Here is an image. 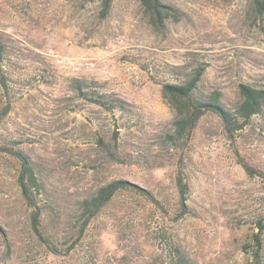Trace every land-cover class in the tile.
I'll return each instance as SVG.
<instances>
[{
  "label": "rangeland",
  "instance_id": "obj_1",
  "mask_svg": "<svg viewBox=\"0 0 264 264\" xmlns=\"http://www.w3.org/2000/svg\"><path fill=\"white\" fill-rule=\"evenodd\" d=\"M0 0V146L30 158L38 209L18 185L20 161L0 153V264H264V111L233 135L207 114L173 140L162 94L204 69L207 93L234 109L241 83L264 88V18L249 0H166L162 29L140 0ZM125 101L111 113L78 89ZM84 92V93H85ZM253 170L248 171L246 166ZM189 186L181 216L179 172ZM121 189L88 224L82 202ZM38 210L44 238L33 227ZM52 247V249L50 248Z\"/></svg>",
  "mask_w": 264,
  "mask_h": 264
},
{
  "label": "trees",
  "instance_id": "obj_2",
  "mask_svg": "<svg viewBox=\"0 0 264 264\" xmlns=\"http://www.w3.org/2000/svg\"><path fill=\"white\" fill-rule=\"evenodd\" d=\"M224 2H232L234 0H223ZM112 0L105 1V7L108 8ZM146 15L149 17L151 24L158 29H162L164 22L170 17H177L175 7L166 0H140ZM250 6L253 8L256 16L260 19L264 18V0H249ZM4 53H0L3 57ZM204 69H199L193 75L182 82H167L162 86V94L168 105L175 112L173 121L174 131L170 135L173 140L190 139L194 130L200 121L207 114H214L220 118L225 129L230 135L242 130L254 116L261 115L264 111V88H259L251 84L241 83L238 90L241 95V101L236 104L235 108H229L224 100L221 91H213L207 93L201 85ZM84 82L78 81V89L85 96L90 92L84 91ZM85 92V93H84ZM93 104L99 106L111 113L121 111L125 108V101L121 98H115L114 95L94 91L90 97H87ZM0 153L9 154L20 161V173L18 177V185L25 201L30 207L38 209L37 195L40 190L39 178L36 169L30 158L22 152L8 146H0ZM248 171L253 169L246 166ZM133 188L137 189L143 196L150 200L156 206H160V202L145 188L138 187L129 181L116 180L112 181L96 191V193L82 202V211L86 216L83 225L79 229L77 240L79 241L89 222L108 205L114 196L121 189ZM177 188L180 197L181 216L188 213L186 205L189 186L186 183L183 172L180 171L177 177ZM40 212L36 210L33 214L32 227L35 233L44 238L40 222L38 220ZM259 231L255 233L254 239L257 245V251L262 248V234L264 233V224L258 226ZM45 242L50 245L49 241L44 238ZM52 249V247H50ZM176 264H193V262L179 249H176Z\"/></svg>",
  "mask_w": 264,
  "mask_h": 264
}]
</instances>
